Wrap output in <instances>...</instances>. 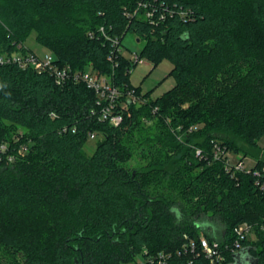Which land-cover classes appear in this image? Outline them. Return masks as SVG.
<instances>
[{
    "label": "trees",
    "instance_id": "16d2710c",
    "mask_svg": "<svg viewBox=\"0 0 264 264\" xmlns=\"http://www.w3.org/2000/svg\"><path fill=\"white\" fill-rule=\"evenodd\" d=\"M32 31L59 65L91 66L146 100L113 126L90 113L84 83L0 63V264H206V217L221 224L216 264H264V0H0V54L32 51ZM127 31L152 67L172 64L155 98L131 84L127 57L108 59L107 37ZM140 118L150 127L133 148ZM216 143L255 158L251 170L227 169ZM135 152L143 163H129ZM243 222L251 236L235 246Z\"/></svg>",
    "mask_w": 264,
    "mask_h": 264
},
{
    "label": "built area",
    "instance_id": "2783aa9c",
    "mask_svg": "<svg viewBox=\"0 0 264 264\" xmlns=\"http://www.w3.org/2000/svg\"><path fill=\"white\" fill-rule=\"evenodd\" d=\"M143 1L138 2V6H145ZM136 9L134 10V13ZM129 14V13H128ZM144 15L146 17L152 16V11L150 9H145ZM101 31L102 27L99 28ZM110 40L111 48L109 51L108 59L114 62L117 54H123L122 51V40L119 37H107ZM124 55V54H123ZM125 56V55H124ZM126 57V56H125ZM130 64H136L140 62L142 58L139 57L138 52L132 53L131 56L127 57ZM56 57L51 51L44 52L42 55L35 53L34 51L26 50L24 52H12L0 54V63H16L21 68L30 67L37 72H48L55 84L63 85L70 81L73 83H84L88 88L95 92V106L90 109L91 114H96L100 120H107V122L113 126H118L123 120V111L126 110L129 103L138 105L145 102V98L136 92L133 87L127 88L125 91L120 90L116 86L110 76L97 72L94 68H84V69H72L68 64L59 65L55 62ZM132 66L126 68V71L130 72ZM195 126H190L194 128ZM95 137V133H89V138ZM3 145L1 148L3 149ZM215 156L223 154L225 158V167L227 169H240L250 171L251 167H245L243 163L238 160L235 164H231L226 156V151L224 148L215 144ZM196 153L199 154L200 150L197 149ZM264 169V168H262ZM253 173L259 176V170L254 168ZM256 185L260 189L264 190V180L257 178L255 181ZM236 233L235 246L239 245V239L246 237L250 233V226L243 222L234 228ZM191 249L195 248V242L191 241L189 243ZM199 246L204 256L206 257L208 263L206 264H216L223 259V255L220 251L219 242L212 239L208 240L204 235L199 237Z\"/></svg>",
    "mask_w": 264,
    "mask_h": 264
},
{
    "label": "rangeland",
    "instance_id": "374dc122",
    "mask_svg": "<svg viewBox=\"0 0 264 264\" xmlns=\"http://www.w3.org/2000/svg\"><path fill=\"white\" fill-rule=\"evenodd\" d=\"M24 45L28 48H30L35 53L42 55L44 52H47L48 49L44 46L40 45L36 39H35V32L32 31L24 41ZM144 41L143 40H137V37L135 34L131 31H127L124 36L122 37V51L123 54L128 57L131 56L134 52H139V50L143 47ZM171 62L168 59H162L159 61L154 67H152V64L145 58H142L140 62H137L130 70L129 72V79L131 84L134 86H139L140 89L144 92L149 91L152 98H155L159 95H161L163 92H165L167 89H169L174 84V77L172 74H170L171 69ZM91 66H88L86 68H89ZM186 105V104H185ZM150 127V122H147L144 118H140L139 123L134 126L133 129L128 130L126 133L131 134L132 138L136 141H131V147L139 148L140 146V140H142L145 137V129L147 127ZM202 126V123H197L195 125V128ZM21 128L17 129L15 132H12V136L16 137L17 132H19ZM14 139V138H13ZM97 138L93 137L88 139L86 144L84 145V150L87 152V154H91L95 148ZM258 143L261 146L262 151H264V135H262L258 139ZM226 156L231 164H235L238 160H240L245 167H252L255 163V158H253L250 155H242L241 153H234L231 151L226 152ZM140 163H143L144 160L139 158V155L137 152H135L133 160H131L129 163L131 165L136 164L137 161ZM203 226L207 230V232H210L212 234H215L216 237H214V240L218 241L220 238L218 232L220 230L221 224L215 220V219H209V218H203ZM203 235V233H202ZM248 236H251L248 234ZM11 254H6V256ZM16 256V262L17 264H21L22 262V255L17 254L14 255V258ZM2 258V257H0ZM138 259L140 260L141 257L138 256ZM126 264H136L134 261H129Z\"/></svg>",
    "mask_w": 264,
    "mask_h": 264
},
{
    "label": "water",
    "instance_id": "95a60500",
    "mask_svg": "<svg viewBox=\"0 0 264 264\" xmlns=\"http://www.w3.org/2000/svg\"><path fill=\"white\" fill-rule=\"evenodd\" d=\"M137 40H139V39L137 38Z\"/></svg>",
    "mask_w": 264,
    "mask_h": 264
}]
</instances>
